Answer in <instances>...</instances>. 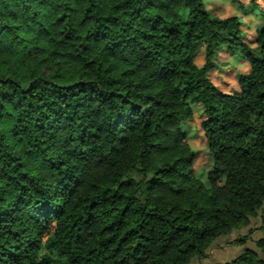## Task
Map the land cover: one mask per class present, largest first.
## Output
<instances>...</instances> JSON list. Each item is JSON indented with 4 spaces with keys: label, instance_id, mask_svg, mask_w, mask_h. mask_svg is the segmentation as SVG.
<instances>
[{
    "label": "trees",
    "instance_id": "1",
    "mask_svg": "<svg viewBox=\"0 0 264 264\" xmlns=\"http://www.w3.org/2000/svg\"><path fill=\"white\" fill-rule=\"evenodd\" d=\"M242 25L203 0H0V264H189L246 226L264 203V23L248 42ZM220 50L247 64L230 92L208 76ZM255 247L211 264H264Z\"/></svg>",
    "mask_w": 264,
    "mask_h": 264
},
{
    "label": "rangeland",
    "instance_id": "2",
    "mask_svg": "<svg viewBox=\"0 0 264 264\" xmlns=\"http://www.w3.org/2000/svg\"><path fill=\"white\" fill-rule=\"evenodd\" d=\"M255 4L258 6L254 7L249 0H203L204 8L213 16L225 18L235 15L239 17L247 42L253 38L257 28L264 23V17L261 14L264 12V0H255ZM215 62L217 67L208 74L211 82L222 91H233L236 88L237 75L247 69L246 62L239 59L237 55H228L225 50L218 52ZM196 64L199 66L203 64L202 50L197 54ZM199 112V108H196L193 119L186 123L185 140L196 152L193 162L194 172L205 183L211 160L200 129ZM262 237H264V203L255 217L249 218L246 226L231 231L229 235L219 237L205 252L204 257H196L189 264L230 261L244 249L256 250L255 241Z\"/></svg>",
    "mask_w": 264,
    "mask_h": 264
}]
</instances>
